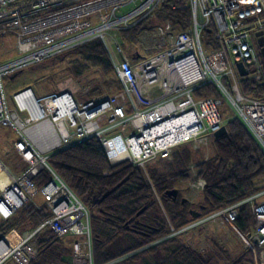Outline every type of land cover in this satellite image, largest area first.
<instances>
[{
	"label": "built area",
	"instance_id": "1",
	"mask_svg": "<svg viewBox=\"0 0 264 264\" xmlns=\"http://www.w3.org/2000/svg\"><path fill=\"white\" fill-rule=\"evenodd\" d=\"M162 2L0 0V38L13 36L18 55L0 64V127L13 131L11 147L25 164L15 172L0 153V221L10 220L36 197L52 214L37 228L5 234L0 239V264H29L38 254L35 236L44 228L58 238H78L72 246L80 259L76 264H93L89 212L49 164L52 155L83 141L99 139L112 166L144 168L154 159H171L180 146L205 147L235 118L264 153V96L255 98L241 90L242 82L264 86L256 37L258 32L264 37V0H187L183 8L191 11L189 27L166 35L154 54L131 60L121 46H109L110 31L132 28ZM205 33L213 35L214 46H204ZM94 40L102 41L107 50L121 83L118 92L80 100L77 89L59 88L39 98L32 93L33 100L26 90L15 96L18 111L8 107L6 77ZM238 63L248 71L246 76L240 75ZM203 87L213 88L217 97H196ZM46 171L51 179L39 188L35 180ZM205 186L204 179L192 184L200 190ZM263 196L264 191L178 229L171 226L160 241L205 225L233 226L240 207L247 205L254 225L245 236L262 250L264 264Z\"/></svg>",
	"mask_w": 264,
	"mask_h": 264
},
{
	"label": "trees",
	"instance_id": "2",
	"mask_svg": "<svg viewBox=\"0 0 264 264\" xmlns=\"http://www.w3.org/2000/svg\"><path fill=\"white\" fill-rule=\"evenodd\" d=\"M186 5L187 0H163L154 13L132 28L123 30L122 36L127 40L132 39L139 32V27L152 15L172 22L181 31L185 30L192 18L190 9L183 8ZM204 37L205 47L214 46L212 34L205 33ZM70 51H75L83 62H74V76L86 73L90 66L105 71L112 69L107 50L100 40L88 42ZM134 56L138 57L139 53ZM117 84L115 91L108 95L121 89L118 78ZM241 90L255 98L264 96V86L259 87L252 82H242ZM54 92L56 90L51 93ZM195 96L217 97V92L211 87H203L195 92ZM226 130L224 136L213 139V153L207 159L197 160L187 145L174 150L171 158L173 161L167 164V169L153 167L147 177L140 167L127 163L112 166L97 138L83 141L51 156V168L89 212L93 264H111L114 261L135 264L140 260H144V264H217L210 261L211 259L205 260L197 251H189L183 244H177L179 238L160 240L170 233L171 226L178 229L194 219L189 213L187 202L182 204L179 198L173 201L165 194L176 182H186L191 163L196 165L197 176L206 181L203 201L200 204L204 206L202 216L264 191L263 151L239 120L230 119ZM2 157L5 160L3 155ZM24 169L25 166L20 171ZM50 179L51 175L46 171L36 178L35 183L41 188ZM157 195L166 204L168 219L157 204ZM51 215L48 206L44 204L40 208L32 204L24 207L10 220L1 222L0 239L12 229L23 232L37 228ZM253 225L254 217L249 207H240L239 219L233 226L240 233L246 234ZM66 238L72 240L69 245L72 251L78 238H58L49 228L42 229L35 236L38 254L29 264H48L55 251L65 248L62 240ZM120 239L126 240L129 246L114 253L108 252V248ZM157 252L162 253L159 261H146L147 257ZM259 257L260 250L257 245L249 243L248 248L238 256L226 257L225 264H259ZM63 258L61 264H67Z\"/></svg>",
	"mask_w": 264,
	"mask_h": 264
},
{
	"label": "rangeland",
	"instance_id": "3",
	"mask_svg": "<svg viewBox=\"0 0 264 264\" xmlns=\"http://www.w3.org/2000/svg\"><path fill=\"white\" fill-rule=\"evenodd\" d=\"M129 8L125 9V11ZM150 19L139 27V32L135 33V36L127 40L122 36L123 30H112L107 34L108 44L110 47L121 46L123 53L126 56H134L137 53L143 57H148L156 52L159 46L164 45L166 35L170 33L180 32L179 26L174 25L172 22L162 20L156 15L149 17ZM126 30V29H125ZM128 30V29H127ZM70 51L67 54L54 57L38 65H34L27 69H24L22 73H14L4 79V90L6 94V100L8 107L13 111H18L16 108V102L14 95L20 92L22 89L30 87L37 97H42L49 92L57 91L59 88L78 90L77 97L80 100H88L97 98L102 95H107L115 91L118 87L117 75L115 70L105 71L102 68L90 66L89 70L79 76L73 75V64L75 61H80L81 57ZM18 58L16 50V40L11 35H6L0 38V64L12 61ZM111 61V60H110ZM83 63V62H82ZM19 73V74H18ZM16 139L13 131L8 127H0V153L4 156L6 162L10 165L15 172L20 171L25 165L20 160L19 155L11 148L13 140ZM213 141L209 142L205 147L199 149H193L189 146V150L193 152L197 160L202 158L207 159L213 153ZM184 146L176 148L181 149ZM175 150V151H176ZM173 159L159 160L154 159L149 162L144 168H141L142 173L147 177L149 171L156 167L160 170L167 169L169 163ZM195 164L191 163L188 171L189 178L186 182H176L173 188L179 190V200L187 199V208H195L203 201V190L192 187L194 180L201 179L197 176ZM157 204L159 205L162 213L166 219L168 214L166 212V204L156 196ZM264 199V196L262 197ZM33 205L36 208L43 207V203L40 198L36 197L32 199L27 206ZM26 206V207H27ZM0 225H2L0 221ZM11 231V230H10ZM8 231V232H10ZM7 232V233H8ZM6 233V234H7ZM177 244H183L189 251H197L201 257L205 260L211 259L213 263L225 264L226 257H235L248 248L249 241L245 234L240 233L232 225H220L210 224L201 226L186 236L178 237ZM65 248H61L54 252L53 258L50 259L48 264H61L62 257L68 260L67 264H76L78 258L72 254L69 248L72 240L70 238L63 239ZM129 246L126 240L120 239L108 248V252H116L123 250ZM162 248H166L162 246ZM260 250V258L262 257V250ZM162 253L157 252L154 255L147 257L146 261L157 262L161 258ZM63 258V259H64ZM125 263V262H124ZM5 264H13L12 261H7ZM113 264H123L119 261ZM135 264H144V260H140Z\"/></svg>",
	"mask_w": 264,
	"mask_h": 264
},
{
	"label": "water",
	"instance_id": "4",
	"mask_svg": "<svg viewBox=\"0 0 264 264\" xmlns=\"http://www.w3.org/2000/svg\"><path fill=\"white\" fill-rule=\"evenodd\" d=\"M256 37H257V43H258V46L260 49V54H261V57H262L263 62H264V37L262 36V32L256 33ZM237 69H238L241 76H246L248 74V71L246 70V68L244 67V65L242 63L237 64ZM28 90H30V89H28ZM30 93L32 95L33 100H35L31 91H30ZM226 132H227L226 127H223L220 131H218L215 134L216 139L224 136L226 134ZM178 192H179L178 189H170V190L166 191L165 194L168 197H171L173 201H176ZM186 202H187V199H185V198L181 199L182 204H184ZM201 209H204V206H201ZM189 213L193 218H198L201 215V213H196L194 211H190Z\"/></svg>",
	"mask_w": 264,
	"mask_h": 264
},
{
	"label": "crops",
	"instance_id": "5",
	"mask_svg": "<svg viewBox=\"0 0 264 264\" xmlns=\"http://www.w3.org/2000/svg\"><path fill=\"white\" fill-rule=\"evenodd\" d=\"M139 56H141V54H139ZM139 56H138V57H136V56H129V57H130L131 60H134V59H138ZM22 71H24V70H22ZM22 71H20L19 73H22ZM19 73H18V74H19ZM28 89H30V91L35 95V93H34V91H33V88L27 87V88L22 89L20 92L16 93V94L14 95V97H15L17 94H19V93H21V92H23V91H26V90H28ZM35 97H37V96L35 95ZM37 98H39V97H37ZM15 102H16V101H15ZM16 108H17V110H18L17 104H16Z\"/></svg>",
	"mask_w": 264,
	"mask_h": 264
},
{
	"label": "flooded vegetation",
	"instance_id": "6",
	"mask_svg": "<svg viewBox=\"0 0 264 264\" xmlns=\"http://www.w3.org/2000/svg\"><path fill=\"white\" fill-rule=\"evenodd\" d=\"M168 197V196H167ZM178 197H179V192H178V195H177V199L176 200H178ZM168 198H170V197H168ZM201 206L202 205H198L197 207H195V208H191L190 210H189V212L190 211H194V212H196V213H202V211L204 210V209H201Z\"/></svg>",
	"mask_w": 264,
	"mask_h": 264
}]
</instances>
